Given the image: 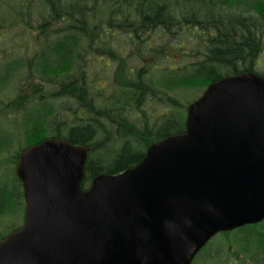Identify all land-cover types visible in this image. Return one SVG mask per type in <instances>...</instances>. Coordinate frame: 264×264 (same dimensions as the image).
Returning a JSON list of instances; mask_svg holds the SVG:
<instances>
[{"label":"water","instance_id":"obj_1","mask_svg":"<svg viewBox=\"0 0 264 264\" xmlns=\"http://www.w3.org/2000/svg\"><path fill=\"white\" fill-rule=\"evenodd\" d=\"M87 157L62 138L21 153L25 222L0 264H192L215 234L264 219V76L212 82L183 133L84 190Z\"/></svg>","mask_w":264,"mask_h":264},{"label":"trees","instance_id":"obj_2","mask_svg":"<svg viewBox=\"0 0 264 264\" xmlns=\"http://www.w3.org/2000/svg\"><path fill=\"white\" fill-rule=\"evenodd\" d=\"M42 2L44 8L39 18L45 9L47 16L38 28L40 32L46 35L47 28L52 33L50 24L54 23L62 22L64 27L58 33L44 36L47 40L57 35L55 41L43 42L39 53L26 62L28 73L22 88L28 87L31 92L19 88L5 106V111L18 112L24 117L17 130L18 143L12 144L9 132L0 130V155L6 152V161L15 164L26 146L49 137L85 145L89 153L83 188L89 187L99 174H115L133 167L142 160L150 144L183 132L186 105L191 101L189 93L197 97L212 81L244 71L264 75V0ZM106 6L110 13L109 28L115 29L112 35L119 36L121 29L126 43L137 46L136 54L143 62L142 67L124 65L123 57L114 51L112 58L118 63L107 95L101 92L104 86L96 83L87 66L91 57L88 46L99 32V23L93 17ZM28 13L26 23L32 25ZM154 35L159 39H150ZM185 38L191 44L188 41L185 46L180 41ZM41 41L38 32L35 42ZM146 57L155 61L150 62ZM157 59L166 62L161 65ZM21 66L18 60L4 64L0 69V89ZM44 84L54 89L45 91ZM187 97L189 100L182 101ZM148 103L164 106L162 116L155 117L151 123L148 119L142 124L131 122L132 114H141ZM2 114L1 110L0 118ZM23 206L20 179L14 171L13 178L1 173L0 216L16 214L19 209L23 212ZM260 225L261 230L255 231L253 248L251 243L242 248L236 245L237 251L233 253L236 257L246 252L256 253L261 256L255 259L257 264H264V223ZM221 251L219 247L194 264L208 261L217 264ZM224 260H220L221 264L228 262Z\"/></svg>","mask_w":264,"mask_h":264},{"label":"rangeland","instance_id":"obj_3","mask_svg":"<svg viewBox=\"0 0 264 264\" xmlns=\"http://www.w3.org/2000/svg\"><path fill=\"white\" fill-rule=\"evenodd\" d=\"M92 5L93 3L90 2L89 7ZM43 8L44 6L42 0H0V69L8 61L12 62L13 60H18L22 64V69L19 72L12 74L7 83L2 87V89H0V111L2 110L3 112L0 118V130L3 133H7L6 131L9 132L8 136L11 143L14 145H17L18 143L16 141L19 138L17 130L19 123L23 122L22 120L24 117L21 115V113L18 114V112L9 113L8 111H5V106H7L9 102L14 99L20 89H24V91L28 93L31 92V90H29L30 88L28 87L22 88L24 76L28 73L26 62L30 57L39 53V46H42L43 42L55 41V37L57 35L51 36L47 40L43 38L44 36L48 37L49 35L58 33L64 27L62 22L50 24L52 25L50 30H53V32L49 33L46 28V35H43V31L40 32L38 29L43 24V20L45 19L44 17L47 16V10L45 9V13L43 14L42 18H39V13L43 10ZM21 11L22 14H19ZM29 11L31 14L32 25L26 23L28 21L27 17L29 16ZM96 15L97 16H94L93 19L99 23V32L97 33V37L90 41L91 44L89 43L90 45L88 46L87 53H91V57L87 66L93 77L96 79V83L100 86H104V89L101 90V92H104V94L107 95L110 93L109 87L111 85L113 72L118 63V61H113L112 58L115 52L117 55L123 57L122 59L124 61V65L142 67L143 62L141 61L142 59H140V57L136 54L135 49L137 46L126 43L125 37L121 34V29H119V36H117L116 33L114 34L116 36L112 35L115 29L109 28L110 13L108 6L105 7V10L98 9ZM17 17H20V19L17 20ZM115 20L113 22H115ZM38 32L40 37H42V41L40 43L35 42ZM183 33L184 32L181 34L183 35ZM150 39L157 40L159 38L158 35H154L151 36ZM180 41L184 42L185 46H187V42L190 40L185 38ZM42 49L43 48H41V50ZM175 53L177 52L175 51ZM148 61L153 62L155 60L148 58ZM156 62L164 65L166 61L157 59ZM52 89H54V87L44 84L45 91ZM193 95L194 93L188 94V96L191 98V101L196 98L193 97ZM189 97L184 98L182 101H187ZM143 109L144 111H142L145 112V114H143V112L139 115L133 113L131 116V122L140 121L142 124L144 119H148V122L151 123L155 117L158 118L162 116L161 114H163L165 110L164 106L158 103H148ZM7 155L8 154L6 152L0 155V174L7 173L13 178L14 164L6 161ZM23 210L24 206L22 207V211ZM19 211L21 212L20 209ZM19 211H17L16 214H5L0 216V240L22 225L24 212L19 213ZM260 227L261 225L258 224L254 225L253 227H244L241 229V231H233L231 234L219 233L215 235L202 249V252L197 255L196 261L202 256H207L210 252H214L220 247L222 250L220 253V260L225 259L224 262L228 261L225 264H235L237 263L236 261L240 262L239 264H242V260L245 261L243 264H257L255 259L260 258L261 256H257L256 253L246 252L245 254H239L237 257L233 253L237 251L236 245L238 248H242L249 246V243H251L252 247L254 245L253 241L255 240V231L261 230ZM237 239H239V241H234ZM220 260L217 262V264H221L223 262ZM205 264L213 263L208 261Z\"/></svg>","mask_w":264,"mask_h":264}]
</instances>
